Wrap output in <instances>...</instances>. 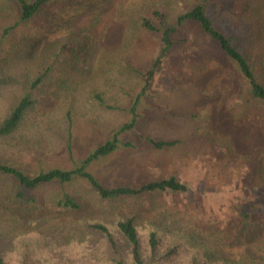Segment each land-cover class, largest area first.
<instances>
[{
	"label": "rangeland",
	"instance_id": "rangeland-1",
	"mask_svg": "<svg viewBox=\"0 0 264 264\" xmlns=\"http://www.w3.org/2000/svg\"><path fill=\"white\" fill-rule=\"evenodd\" d=\"M129 1L100 0L99 3L93 2L96 3L93 10L85 7L88 11L81 9L68 16L69 29L75 34L69 41L70 49L60 53L58 59L69 55L80 43L77 35L90 23L95 11L102 22L97 30V35H100V38H96L98 45L106 43L105 40L111 35L124 36L117 28H112L111 34L104 28L107 21L112 26L118 24L117 18L121 16L118 6ZM197 1L177 0L174 5H167L165 0H145L169 12V22L174 21L181 10ZM80 7L83 8L81 3ZM0 12L8 16L10 23L18 14L12 0H0ZM207 13L223 31L252 40L258 56L264 59V0H213L207 5ZM30 25L19 26L14 30V43H18L26 34L30 36L37 33L35 26ZM183 31L188 34L187 40L178 43L169 52L151 86L152 96L146 100L145 122H139L144 135L177 140L178 144L159 150L140 135L127 132L122 139L133 142L134 147L120 148L93 162L88 169L109 186L140 185L151 179L175 175L188 186V191L105 200L85 180L76 179L69 184L53 182L33 192L43 207L41 214L56 212L53 202L68 192L82 205V222L86 219L90 223L104 221L111 224L139 213L144 221L141 228L143 239L148 238L150 227L156 224L162 226L159 237L163 247L164 243L180 244V232L186 238L191 231H201L199 239L203 237L209 249L222 243V236H225L227 229H238V209L248 208L254 203L257 204L254 216H264V106L243 108L246 95L234 71L220 63L215 49L199 31L193 32L191 27L183 28ZM66 33L55 37L54 43H61ZM130 33L138 38V33ZM107 34L108 37H105ZM85 36L87 41L88 37ZM27 41L24 39L23 44ZM138 42L139 47H142L140 53L130 58L136 67H148L158 52L159 38L157 34L139 35ZM42 48L45 50L46 46ZM92 52H95L92 61L97 60L116 69L112 60H103V50L95 48ZM15 59L12 55L6 65L10 68L14 67L13 64L20 65ZM55 65H58V61ZM111 69L108 78L99 70L100 76L94 78L96 82L93 85L77 90L73 106L68 102L65 105L63 98L53 100L51 91L57 89L61 74L56 69L51 72L43 83L39 104L29 111L19 130L0 137V155L31 175L53 167L70 169L80 164L104 140L109 128H115L130 119L126 109L127 96L123 97L119 91H124L122 88L126 89L131 84V90L135 93L139 88V79L129 78L125 74L121 78ZM105 70L108 69L105 67ZM2 78L8 79L0 74V80L6 81ZM94 85L105 92L107 102L114 103V99H118L121 108L116 103L114 105L117 107L113 109L97 105L93 99ZM14 86L16 88V84ZM17 92L11 83L0 84V115L6 112ZM64 108H70L73 113L71 136H68L69 131L62 120ZM13 187L8 177L0 176V188L4 191L0 195L3 208L12 210L9 213L2 209V218L9 219L12 213H22L16 208L18 205L11 201ZM81 221L84 233L87 225ZM74 222L70 214L57 211L38 219L37 225L53 232L56 239H60L61 246L56 258L61 264H91L84 252L86 249L74 251L67 247L73 239H65L67 237L64 236L71 233ZM257 236L258 239L264 237V229ZM97 238L96 234L92 235L93 241ZM28 239L32 247L33 238ZM37 244L34 242L33 247H38ZM255 249L264 253V246Z\"/></svg>",
	"mask_w": 264,
	"mask_h": 264
},
{
	"label": "trees",
	"instance_id": "trees-1",
	"mask_svg": "<svg viewBox=\"0 0 264 264\" xmlns=\"http://www.w3.org/2000/svg\"><path fill=\"white\" fill-rule=\"evenodd\" d=\"M175 1L177 0H165L167 5H174ZM212 1L198 0L192 6L181 10L172 22L167 18L169 12L156 8L145 0L121 3L118 6L121 13L117 18L118 24L112 26L110 21H107L104 30L110 31L111 34L112 28H117L118 32L125 35L122 37L111 35L102 45L97 44L96 38H100L97 30L102 22L100 15L95 11L90 23L77 35L80 43L76 44L73 52L62 59H58V56L70 49L69 41L71 42L75 34L69 29L68 16L80 12L81 9L87 10L85 7L93 10L94 4L96 5L93 2L99 3L100 0H12L18 14L11 23L8 22V16L0 12V74L8 77V79L2 78L6 81L0 80V84L11 83L16 92L19 89L6 112L0 115V137L9 136L19 130L29 111L39 104L43 83L55 69L60 72L61 77L57 89L51 91L52 98L53 100L63 98L65 105L68 102L73 106L75 92L82 87L93 85L96 82L94 78L100 76L99 70L108 78L111 67L97 60L92 61V55L95 54L92 51L95 48L103 50L101 57L104 61H113L116 69L112 68L111 71L115 70L121 78L127 75L129 78L139 79V88L135 93L131 90L133 88L131 84L126 89L122 88L124 91H119L123 97L127 96L126 109L130 119L115 128H109L104 140L75 167L70 169L53 167L31 175L0 155V176L8 177L12 181L14 187L11 201L18 205L16 208L22 212L12 213L9 219L2 218L0 213V264H61L56 258L61 246L60 239H56L53 232L41 229L37 225L38 219L55 214L57 211L70 214L75 220L71 233L64 236L67 237L65 239H73L67 247L74 251L86 249L84 252L91 264H264V253L255 249L264 246V237L256 238L257 233L264 229V216H254L253 212L257 206L254 203L248 208L238 209V229H227L219 246L209 249L203 241L204 238L199 239L201 231H191L186 238L180 232V244L164 243L163 247L159 237L162 226L153 224L148 238L143 239L141 228L144 221L139 213L120 218L111 224L104 221L90 223L86 219L82 222L81 217L84 214L81 203L72 194L64 192L53 202L57 211L43 215L40 213L43 207L40 206L39 197L33 193L41 186L53 182L69 184L76 179L87 181L98 196L105 200L188 191V186L175 175L151 179L140 185L109 186L101 182L88 168L93 162L113 154L120 148L134 147L133 142L122 139L127 132L140 135L149 145L159 150L178 144L177 140L144 135L140 131L139 122H145L146 100L152 96L151 86L169 52L178 43L187 40L188 34L183 28L191 27L193 32L197 30L204 35L215 49L220 63L234 71L246 95L243 99V108L264 106V59L258 56L259 53L252 45V40L249 41L246 36L225 32L216 25L207 13V5ZM80 3L83 8L80 7ZM60 4L63 5L58 7ZM29 24L31 27L35 26L37 33L30 36L26 34L18 43H14V39L12 40L14 30ZM130 31L138 33V38L139 35L144 37L147 34H157L159 49L148 67L138 68L133 64L130 57H137L142 47H139L138 38L132 36ZM65 33L61 43L56 41L54 43L55 37ZM85 35L88 37L87 41ZM24 39H28L26 44H23ZM254 39L256 37L253 38L255 42ZM43 45L46 46L45 50L42 48ZM81 53H83L82 57H80ZM12 55L20 65L13 64L14 67L10 68L6 64ZM57 61L58 65H55ZM92 90L97 105L105 109L117 107L114 103L118 104V99H114V103L107 102L105 92L100 91L98 86H92ZM62 120L69 131L68 136H71L74 117L70 108H64ZM2 191L3 189L0 188V195ZM1 201L0 197V212L3 209L10 213L12 210L3 208L4 204ZM10 220H12L11 225ZM80 221L87 225L84 233L82 231L85 229L80 226ZM94 234L98 236L96 241L92 240ZM28 237L33 238V246L35 242L38 243V247H30Z\"/></svg>",
	"mask_w": 264,
	"mask_h": 264
}]
</instances>
